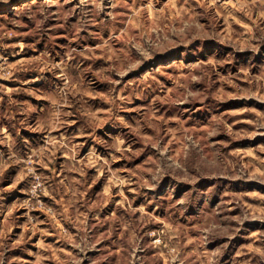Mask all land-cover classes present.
<instances>
[{
    "label": "rangeland",
    "instance_id": "374dc122",
    "mask_svg": "<svg viewBox=\"0 0 264 264\" xmlns=\"http://www.w3.org/2000/svg\"><path fill=\"white\" fill-rule=\"evenodd\" d=\"M0 264H264V0H0Z\"/></svg>",
    "mask_w": 264,
    "mask_h": 264
}]
</instances>
